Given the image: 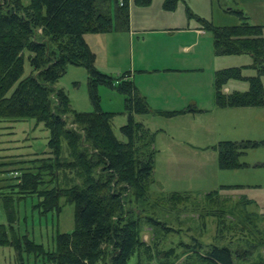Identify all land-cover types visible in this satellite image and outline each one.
Masks as SVG:
<instances>
[{"label":"trees","instance_id":"16d2710c","mask_svg":"<svg viewBox=\"0 0 264 264\" xmlns=\"http://www.w3.org/2000/svg\"><path fill=\"white\" fill-rule=\"evenodd\" d=\"M135 2L148 4L151 0ZM176 3L166 0L165 7L174 8ZM115 5L112 11L107 0H0V121L34 118L49 130L48 150L28 160L16 159L26 167H20L16 181L8 185L10 191L0 195V206L4 204L9 219L8 224L0 223V245L14 246L21 264H26L23 250L42 256L46 264H127L141 248H151L140 232L148 215L144 207L155 208L166 202L173 206L190 198V192L180 191L152 196L155 137L136 117L149 112L150 106L127 74L115 77L96 65V52L86 33L126 27L129 0H115ZM230 10L238 14L239 22L218 25L198 17L202 27L213 31L218 54L252 55L250 64L216 71V102L219 106L260 105L264 103V26L250 22L242 9ZM26 59L30 71L24 74ZM69 64L88 70V90L94 104L91 111L76 109L66 90L56 85ZM247 67L256 72H244ZM230 79L245 80L248 88L227 91ZM101 84L117 88L125 96L128 119L121 130L126 140L118 138L112 127L116 112L101 106ZM261 144L264 139L219 140L216 147L220 166H246L242 156ZM235 186L223 184L207 192L209 201L221 203V210L214 214L222 223L226 222L224 202L231 199L222 196L221 190ZM28 195H37L34 207L42 215L60 213L62 198L75 204V227L72 231H57L54 249L16 230V203ZM253 202L240 196L230 210L244 212L250 231L257 232L264 210L256 206L250 212L247 206ZM145 219L151 224L156 222L150 215ZM256 246L249 242L248 247L233 249L229 244L213 243L205 252L193 250L197 252V264H236V258L248 261ZM252 264H264V257Z\"/></svg>","mask_w":264,"mask_h":264},{"label":"rangeland","instance_id":"374dc122","mask_svg":"<svg viewBox=\"0 0 264 264\" xmlns=\"http://www.w3.org/2000/svg\"><path fill=\"white\" fill-rule=\"evenodd\" d=\"M29 1L24 0L26 3ZM165 1L151 0L148 4H138L135 0H129L134 26L162 28L174 24L185 26L182 30L172 33L159 29L148 31L144 37L136 38L134 44L129 32H119L121 30L117 28L114 32L86 33L90 46L96 52L98 68L113 76L127 74L129 77L133 65L139 64L141 59L151 62L175 59L179 63L193 61L205 64L206 69L197 74H152L144 76V82L156 84L164 81V86L170 88L176 83V78H181L189 91L198 93H209V85L212 84V94L204 97L205 101L201 99V94H197L202 104L208 108L191 111L195 115H163L166 114L164 111L149 114L148 123L154 133L156 147L151 194L154 197L172 191L190 192V198L173 206L166 202L155 208L149 205L144 207L146 213L156 219L151 224L145 219L148 215H145L141 225V235L151 248H141L127 264H197V248L205 252L211 244L216 243L229 244L236 249L240 246L248 247L249 242L257 244L254 254L248 261L236 258L235 263L252 264L260 256L264 257V217L258 219L261 229L253 232L244 219V212L232 211L230 208L240 196H245L254 201L247 206L250 212L256 209L255 206L264 210V166L261 165L264 162V144L249 149L242 156L248 164L237 168L220 166L216 144L221 139L231 137L260 138L257 136L264 134V124L258 122V126L254 125L253 120L256 121L255 117H264V108L258 110L257 107L217 104L216 71L223 65L249 63L251 56L248 53L218 54L215 51L213 31L202 27L198 18L204 17L215 24L224 25L237 23L239 16L236 12L224 10L233 4L232 0H177L176 6L171 9L165 7ZM112 3L115 9V1L112 0ZM197 24L206 30L204 37L200 39L196 29H189ZM210 41L211 46L213 45L211 54ZM139 47L143 49V58L137 55ZM29 71L30 63L26 59L24 74ZM244 72L253 74L255 70L247 67ZM247 83L241 79H230L226 86L231 85L232 89L245 88ZM56 85L66 90L76 109H94L88 90V70L84 66L69 64L67 72L58 79ZM98 90L103 109L116 112L112 119L114 132L118 138L126 140L127 136L121 130V125L128 119L124 94L105 84L99 85ZM147 113H152V110ZM48 137L49 130L42 122L37 124L34 118L0 121V195L10 191L8 185L16 181V176L21 173L20 167H26L23 163H17L16 159L28 160L44 155L45 150H48ZM223 184L237 185L221 190L222 196L227 195L231 199L224 202V223L217 213L214 214L215 210H221V203H214L207 198L208 191L219 189ZM37 201V195H28L16 203V230L19 235L27 234L36 242L43 243L45 248L54 249L57 231H72L75 227V204L62 198L64 205L60 213L49 212L42 215L34 207ZM8 220L6 208L2 204L0 223L8 224ZM199 241L201 243L198 246ZM167 250H170L168 255ZM22 254L26 264H46L43 257L36 256L34 252L23 250ZM0 264H21L14 246L0 245Z\"/></svg>","mask_w":264,"mask_h":264},{"label":"crops","instance_id":"0c3cea01","mask_svg":"<svg viewBox=\"0 0 264 264\" xmlns=\"http://www.w3.org/2000/svg\"><path fill=\"white\" fill-rule=\"evenodd\" d=\"M115 1V0H114ZM233 4H230V6H227L224 8V10H226V12H234L231 11V8H239L242 9L245 14L248 16V19L250 22L252 23H258V24H262L264 26V0H232ZM107 3L110 4V7L112 9V11H114V6L112 3V0H107ZM239 21H240V17H239ZM238 21V22H239ZM234 24V23H233ZM190 26V24H188ZM224 25H229V24H224ZM182 28H185V26H175L174 24H168L166 26H162V28H147V27H138L136 28L134 26V22L133 19H131V13L129 16V22L128 25L126 27H121V28H117L118 30H121L119 32H129L130 34V39L133 42L132 44H134V41L137 39H140L142 37H144L148 31L152 32V30H163V31H167V32H175V30H182ZM115 29V28H114ZM113 29V30H114ZM192 30L196 29V33L199 35V39L203 38L206 30L200 26L195 25L194 28H190ZM113 30H111L110 32H114ZM116 32V31H115ZM137 34V37H136ZM186 48H188V46H186ZM212 49H213V45L211 46V41H210V54L212 53ZM143 49L139 47V49H137V55L139 58H143L142 56V51ZM251 56V62H252V55L249 54ZM246 63L247 64H250ZM97 65V64H96ZM238 65H242V64H238ZM226 66H230V65H223L222 67H226ZM232 66V65H231ZM98 67V66H97ZM215 66H213L214 68ZM220 67V68H222ZM206 69L205 64H200L197 62H176L175 59L171 60H164L162 62H151V61H147V60H143L141 59L139 61V64H134L133 68L130 70L129 73V77L130 79H132V81L134 82L138 92L140 94H142L147 102L148 105L150 106V109L152 110V113H143V114H137L136 117L143 121L147 127L150 128V124L148 123V117L149 114L155 115V114H159L158 112L160 111H164V113L166 112H174V115L177 113L182 114L183 116H189V114L195 115V112H191V111H196L197 110H205L208 107H206L205 104H202L203 102L198 98L197 94H201V99H203V101H205L204 97L207 96H211V85H209V93L206 92H202V93H198V92H191L187 89V87L185 86V82H183L181 80V78H176V83L174 84V86L167 88L166 86H164V81H160L156 84H152L148 81L144 82V76L149 77L152 74H163V76H170L171 74L177 73V74H197V73H201L202 71H204ZM255 70V68H253ZM101 70V69H100ZM103 71V69H102ZM106 71V70H104ZM256 72V70H255ZM108 73V72H107ZM110 74V73H109ZM113 75V74H112ZM121 75L115 76V77H119ZM164 78V77H162ZM173 78V77H171ZM174 80V79H173ZM173 80L171 81V84H173ZM183 85V86H179V85ZM199 87V84H198ZM245 88H237L234 87V89H247L248 88V83L246 86H244ZM225 89L227 91L233 90L231 85H227L225 87ZM213 95L215 96V90L213 88ZM213 96V98H214ZM247 107H257L258 110H260L261 108H264V103L260 104V105H245ZM188 107H193L196 110H186L188 109ZM103 108V107H102ZM184 110V111H183ZM109 111V110H108ZM154 112V113H153ZM163 115H167V114H163ZM169 115H173V114H169ZM255 120H253L254 125L257 124V126L259 125L258 122H261V124H264V117H259L258 119L255 117ZM264 127V126H263ZM244 137V136H243ZM252 136H246L244 138L241 139H254L251 138ZM254 137V136H253ZM260 138H257L258 140L260 139H264V134L262 136H257ZM228 138V137H226ZM228 139H239V137H231ZM223 140V139H221ZM256 208V206H255Z\"/></svg>","mask_w":264,"mask_h":264},{"label":"built area","instance_id":"2783aa9c","mask_svg":"<svg viewBox=\"0 0 264 264\" xmlns=\"http://www.w3.org/2000/svg\"><path fill=\"white\" fill-rule=\"evenodd\" d=\"M121 1V3H123V0H120Z\"/></svg>","mask_w":264,"mask_h":264}]
</instances>
